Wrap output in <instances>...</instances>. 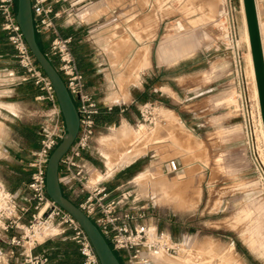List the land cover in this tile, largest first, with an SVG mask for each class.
Wrapping results in <instances>:
<instances>
[{"label": "rangeland", "instance_id": "obj_1", "mask_svg": "<svg viewBox=\"0 0 264 264\" xmlns=\"http://www.w3.org/2000/svg\"><path fill=\"white\" fill-rule=\"evenodd\" d=\"M226 1L139 0L141 67L153 70L151 76L160 88L158 100L152 108L145 107V101L133 106L138 118L130 123L134 129L145 126L142 135L121 145L118 140L109 143L108 138L126 122L107 123L98 126L90 149L100 164L93 180L105 177L112 188L125 184L148 211L164 218L160 228L171 235L175 246L170 253L160 251L166 257L158 263L264 264V121L253 56V73L247 61L244 0H230L234 33ZM257 8L264 48V0H258ZM107 46L114 51L126 47ZM216 57L224 72L222 85L217 90L193 91L196 97L190 99L188 81L211 82L215 72L210 66ZM131 64L119 68V89L108 93L116 105H125L128 84L141 79L139 68ZM226 70L231 75L226 76ZM130 89L138 93L136 87ZM132 148L142 154L130 162L117 160L119 152ZM172 159L178 162L175 171L169 167ZM170 175L177 177L173 188L167 186ZM185 181L191 193L200 194L189 197L183 191Z\"/></svg>", "mask_w": 264, "mask_h": 264}, {"label": "built area", "instance_id": "obj_2", "mask_svg": "<svg viewBox=\"0 0 264 264\" xmlns=\"http://www.w3.org/2000/svg\"><path fill=\"white\" fill-rule=\"evenodd\" d=\"M60 0H32L37 34L51 32L49 58L55 62L76 103L80 114L77 137L60 162V182L63 190L97 224L123 264H154L157 253H170L175 243L171 236L149 221L148 208L140 204L131 188L121 184L115 188L105 177L93 180L96 168L86 153L91 149L98 128L97 116L102 104L86 87L85 75L72 48V36L61 33L57 19L72 17L74 5L65 10L55 8ZM17 0H0L1 27L15 49V59L23 69L21 80L31 82L43 92L36 99L47 103L41 113L39 147L33 152L31 181L22 191H11L0 185V264L16 256V247L27 243L37 245L48 236L49 228L57 226L55 235H65L74 241L84 257V264H101L86 231L74 216L57 204L46 191L47 163L52 151L65 133L63 113L54 86L32 54L16 20ZM154 102L144 104L152 108ZM114 103L105 104L111 112ZM172 171L178 162L170 160ZM22 264H50L45 254L24 258Z\"/></svg>", "mask_w": 264, "mask_h": 264}, {"label": "crops", "instance_id": "obj_3", "mask_svg": "<svg viewBox=\"0 0 264 264\" xmlns=\"http://www.w3.org/2000/svg\"><path fill=\"white\" fill-rule=\"evenodd\" d=\"M71 3L74 14L58 18L57 25L63 35L72 36V48L84 72L86 87L102 104L103 111H106L105 104L114 101L108 93L119 89L116 78L119 68L129 62H132L133 68H139L141 79L139 83L128 84L130 97L123 102L125 105L114 102L112 111L115 110V118L97 120L98 126L123 122L131 124L138 118V113L133 111L134 104L139 106L142 101H157L160 90L151 76L153 70L141 67L142 3L139 0H60L55 8L65 10ZM2 21L0 13V185L11 191H22L31 181L33 167L30 161L40 145V115L47 108V103L36 99L43 92L38 86L21 80L23 69L15 59V49L1 27ZM51 35V32L40 35L45 51L49 48ZM116 43L126 47L114 51L107 46ZM213 63L210 67L215 75L211 82L188 81L186 91L191 94L188 95L190 99L196 97L192 95L193 91L217 90L222 85L224 72L221 61L216 57ZM125 73L128 74L129 70ZM226 74L229 76L231 72L226 70ZM131 86L138 89L137 94L129 90ZM86 155L98 171L100 164L92 151L89 150ZM148 212L149 221L160 228L164 218ZM37 254L49 256L50 264H84L78 245L65 235L52 232L37 245L27 243L24 247H16V256L5 258L3 264H22L25 257ZM166 263L156 261V264Z\"/></svg>", "mask_w": 264, "mask_h": 264}, {"label": "water", "instance_id": "obj_4", "mask_svg": "<svg viewBox=\"0 0 264 264\" xmlns=\"http://www.w3.org/2000/svg\"><path fill=\"white\" fill-rule=\"evenodd\" d=\"M251 41L262 116L264 121V48L256 0H244ZM16 20L37 62L51 80L60 104L65 133L52 151L46 171V191L61 207L71 213L89 236L101 264H123L105 235L85 211L63 190L60 182V162L78 135L80 114L76 103L55 63L49 58L38 41L34 24L32 0H17Z\"/></svg>", "mask_w": 264, "mask_h": 264}, {"label": "bare ground", "instance_id": "obj_5", "mask_svg": "<svg viewBox=\"0 0 264 264\" xmlns=\"http://www.w3.org/2000/svg\"><path fill=\"white\" fill-rule=\"evenodd\" d=\"M257 3V2H256ZM226 4H227V11H228V15H229V21H230V27H231V31L234 33L235 32V29H234V17H233V10H232V5H231V1L230 0H227L226 1ZM244 5H245V3H244ZM244 17H245V19H246V22H247V25H248V21H247V17H246V12H245V6H244ZM258 17H260V16H258ZM259 23H260V19H259ZM264 25V24H263ZM261 28V27H260ZM264 27H262V29H263ZM244 37H245V35H244ZM234 38V37H233ZM246 42H247V51H248V58H247V61H248V63L250 64V66H251V72L253 73V65H252V51H251V41H250V34H249V28L247 29V36H246ZM235 50H236V56H237V62H238V66H239V74H241V72H242V64H241V59H240V53H239V50H238V47H237V45H236V41H235ZM144 64H145V62H144ZM248 69V68H247ZM249 72V71H248ZM255 74H256V72H255ZM253 75V74H252ZM235 91V90H234ZM115 94V93H114ZM117 95V94H116ZM118 96V95H117ZM120 97H121V95H119ZM122 97H125V96H122ZM127 97V96H126ZM233 98V97H232ZM123 99V101L126 99V98H122ZM113 101V100H112ZM244 101H245V99H244ZM237 106V105H236ZM247 112H248V110H247V107H246V105H245V114H246V116H247ZM172 120H174V118H176L175 117V115L174 114H172V115H170L169 116ZM174 122V121H173ZM176 125V124H175ZM143 127H145V126H143ZM142 127V128H143ZM134 129V127L131 125V124H129V123H125L122 127H119L118 129H117V131H116V133L113 135V136H110L109 138H108V142L109 143H112L113 142V140L115 141V140H118V145H121V141L123 142L124 140L126 141V140H131V139H133L134 137L136 138V136H138V135H142L143 134V132H142V130L143 129ZM176 128V127H175ZM115 131V130H114ZM181 131V130H180ZM252 135V134H251ZM179 136V135H178ZM262 136H263V139H264V126H263V130H262ZM179 138V141H180V137H178ZM251 138H252V136H251ZM184 139V138H183ZM182 140V139H181ZM186 141L185 142H187V139H185ZM111 141V142H110ZM264 141V140H263ZM181 142H184V141H181ZM252 142V141H251ZM251 144V143H250ZM124 145V144H123ZM119 149H123L121 146H120V148ZM135 148H132L130 151H123L122 153H120L119 152V154L118 153H115L116 155H117V160H119V161H122V162H130V161H132L134 158H136L139 154H142V152H140L139 150L140 149H136V150H134ZM107 152L111 155V153H112V150L109 148L108 150H107ZM118 161V162H119ZM110 171V170H109ZM264 172V171H263ZM110 174V173H109ZM264 174V173H263ZM95 176H97V175H95ZM169 179H170V182L172 181H175L176 179H177V177H176V175H170V177H169ZM140 182H142V181H140ZM168 183V188L170 187V188H173V187H175L176 186V183L175 182H173V183ZM189 181H185V182H183L182 183V187H183V191H185V193L187 194V195H189V197H192V196H195V195H197V194H200L199 192H195L194 193V191H193V193H191L189 190H188V186H189ZM140 186H141V188H146V186H145V184H143V183H141L140 184ZM191 186V185H190ZM158 187V186H157ZM194 190L195 188H191V190ZM202 189V188H201ZM144 190V189H143ZM164 192V191H163ZM170 193H171V191H170ZM164 194V193H163ZM200 196V195H199ZM198 196V197H199ZM164 197V196H163ZM166 197V196H165ZM168 197V196H167ZM175 198V197H174ZM173 198V199H174ZM193 198V197H192ZM196 199L195 200H198L197 199V196L195 197ZM177 199V198H176ZM176 201V200H175ZM193 202H194V200H193ZM196 202V201H195ZM194 205V204H193ZM59 230V228L57 227V226H51L50 228H49V232H52V233H56L57 231ZM165 251V250H164ZM167 252V251H166ZM167 253H169V252H167ZM164 257H166V255L165 254H162V253H157L156 255H155V257H154V264H156V261H157V263H158V259H160V258H164Z\"/></svg>", "mask_w": 264, "mask_h": 264}, {"label": "trees", "instance_id": "obj_6", "mask_svg": "<svg viewBox=\"0 0 264 264\" xmlns=\"http://www.w3.org/2000/svg\"><path fill=\"white\" fill-rule=\"evenodd\" d=\"M37 37H38V41L40 42L41 46H42V43H41V39H40V35L37 34ZM43 48V46H42ZM44 49V48H43ZM55 63V62H54ZM115 118V110L114 111H111V112H108V111H102L100 114H99V117L97 116V120L98 121H110L112 119ZM68 196V194H66Z\"/></svg>", "mask_w": 264, "mask_h": 264}]
</instances>
